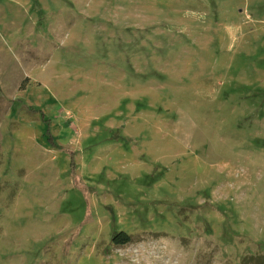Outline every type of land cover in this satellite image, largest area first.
I'll use <instances>...</instances> for the list:
<instances>
[{
    "label": "rangeland",
    "instance_id": "rangeland-1",
    "mask_svg": "<svg viewBox=\"0 0 264 264\" xmlns=\"http://www.w3.org/2000/svg\"><path fill=\"white\" fill-rule=\"evenodd\" d=\"M260 257L264 0H0V264Z\"/></svg>",
    "mask_w": 264,
    "mask_h": 264
},
{
    "label": "trees",
    "instance_id": "trees-1",
    "mask_svg": "<svg viewBox=\"0 0 264 264\" xmlns=\"http://www.w3.org/2000/svg\"><path fill=\"white\" fill-rule=\"evenodd\" d=\"M50 141L53 142L52 138L50 137ZM74 153L71 152V167H72V173L75 174L76 171V161L74 159ZM132 235L127 233L126 231H118L116 232L113 237L112 241L117 245H123L130 243L132 241ZM258 264H264V257H260Z\"/></svg>",
    "mask_w": 264,
    "mask_h": 264
}]
</instances>
